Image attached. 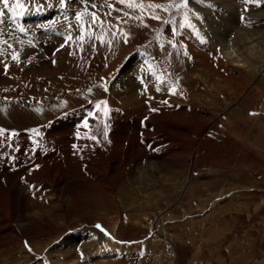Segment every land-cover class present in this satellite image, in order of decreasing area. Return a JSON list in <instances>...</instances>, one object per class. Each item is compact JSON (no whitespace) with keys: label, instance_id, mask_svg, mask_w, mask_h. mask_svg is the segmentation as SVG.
I'll list each match as a JSON object with an SVG mask.
<instances>
[{"label":"rangeland","instance_id":"rangeland-1","mask_svg":"<svg viewBox=\"0 0 264 264\" xmlns=\"http://www.w3.org/2000/svg\"><path fill=\"white\" fill-rule=\"evenodd\" d=\"M129 1L19 0L20 8L17 0H9L7 8L0 3L2 15L27 13L29 33L4 37L5 43L21 44H10L0 57V125L19 135L10 145L0 133V178L65 169L71 184L65 222L41 190L29 195L25 217L46 211L55 223H40L30 237H21L28 251L16 250L18 241L0 243V264H40L36 257L43 251L53 264L47 243L69 235L76 244L95 246L84 255L88 262L77 264H168L172 254L174 264H264V71L258 75L264 68V0H187L186 7L185 0ZM59 7L68 19H57ZM34 11L43 16L35 18ZM77 14L95 33L76 34L51 52L59 39L48 38L46 29L69 26L75 34ZM38 34L44 37L39 36L41 47L35 45ZM250 36L254 41L246 47ZM220 38L243 44L233 63L220 51ZM163 46L168 49L161 52ZM191 47L205 55L207 67L186 69L197 55ZM141 52L155 71L177 79L173 93L146 82L144 90L138 86L136 77L153 73L143 66ZM107 81V112L93 123L97 140L71 146L79 117L104 94ZM33 126L46 129L37 136L44 147L27 157L32 144L23 131ZM6 153L16 167L5 162ZM115 161L119 168L112 172ZM92 169H103L105 176L92 177ZM19 184L12 187L21 189ZM158 223L168 242L152 232ZM97 233L104 238L100 245ZM104 249L118 253L109 258Z\"/></svg>","mask_w":264,"mask_h":264},{"label":"bare ground","instance_id":"bare-ground-1","mask_svg":"<svg viewBox=\"0 0 264 264\" xmlns=\"http://www.w3.org/2000/svg\"><path fill=\"white\" fill-rule=\"evenodd\" d=\"M65 1H67V0H65ZM124 1H125L126 4H127V2L128 3L130 2L129 0H123V2ZM35 12L37 13V11H34L33 14ZM256 21L257 20H255V22ZM4 28L7 29V27H4ZM68 30H70L73 33V38H75L76 34H77V36H79L78 35V31H77V33L75 32V34H74L72 29L68 28ZM2 34H4V33H2ZM8 36L9 35H6V37H8ZM39 36L43 37V35H40V34L35 36V45L36 46L37 45L40 46V44H41V42H40L41 39H39L40 38ZM50 37H53V36H49L48 38H50ZM164 40H165V38H164ZM218 41H220L218 44L222 46V48H220V51L223 53V55L225 56V58L228 60L229 63L230 62L233 63V61H235V59L239 58V55H242L243 52L241 51V53H240L239 50H240V46H243V44L239 43L238 47H236V43H238L239 40L237 42H235V43H233V41L226 43V40L224 38L223 39L220 38ZM253 41H254V39H251V36H250L249 39H247L245 41V45L244 46H246L247 44H249V43H251ZM16 42H8V43L0 42V44H1V46H0V57L3 56L4 53H6V51L9 50V45L10 44L15 45ZM16 44H18V43H16ZM223 44H224V46H223ZM22 45H23V43H22ZM28 46L31 47L30 45H28ZM163 47H165V48H161L160 49L161 52H164V51H166L168 49V48H166V46H163ZM191 49H193V53H195L197 55L195 56V58L192 59V61H194V62L189 64L190 60H188L187 64L185 63L186 64L185 65L186 69L188 71H192L196 66H206L207 67L208 65H205L206 64L205 63V57H204L205 55H203L200 51L196 50L194 47L193 48L191 47ZM246 50H247V48H246ZM1 51H4V52H1ZM187 52H188V50H187ZM190 52H191V50H190ZM189 59H190V57H189ZM242 60H244V59H242ZM245 62L247 63L248 60L246 59ZM229 63H227V64H229ZM244 64L245 63H243L241 65H237L236 64V67L237 66L238 67L239 66L243 67ZM8 68H9V66H8ZM211 68L208 69V72L211 73V74L213 73L212 75H214L216 72L212 71ZM258 70H259L258 71V75H262L261 73H263L264 68L258 69ZM188 71H187V73H188ZM120 129L123 131L124 128L120 127ZM125 133L127 134L126 128L124 129L123 134H125ZM115 137H118V136L115 135ZM133 149H134V147H133ZM115 162H113V163L111 162L110 165H109V168H110L109 170H111L112 172L115 170V168L116 169L119 168L118 161L116 163ZM99 170H100V172L98 171V169H97V171L95 169H92V172H91L92 177H93V175H97L98 177H101V176L104 177L105 174H104L103 169L102 170L99 169ZM51 173L52 174L48 175L47 171L44 169V170H41V172H38V173H36L34 175H30V176H27V177L25 175V179L23 177L19 178V176L16 177V178H12L11 177L12 175L9 176L8 174L1 173V174H3L2 175L3 177L0 178V196H1V194L3 196L0 197V217L4 218L3 219L4 221L3 220H0V221H3L2 224L5 226V227H2V230L0 231V232H4L5 233L3 236L0 237V243L1 244L6 243L7 241H18V242H20L21 237L22 238L23 237H25V238L30 237L29 235L33 231L36 230L37 225L40 224V223L41 224L46 223L49 226L51 225V223L54 225L55 221L50 217V214H47L46 211L39 210L37 212H33L32 214H29L28 217H25L26 213L28 212V210H26V208H27L28 205H30V203L28 202L29 195L32 194V193H33V195H35L37 193L36 190H38V189L43 192V195L46 196V198L48 200H53L52 203L55 205V208L57 209L56 212L59 210L60 219H62L65 222V219L67 217L66 212H65V207H67L69 205V197L71 195L70 194V190H69L71 184L68 182L69 177H70V173L68 171H66L65 169L59 170V171H56L55 169H52ZM19 179L21 181H19ZM28 179H31L30 181L32 182V184H30V186L29 185H23L22 183L26 184V181ZM189 179H190V176L185 178L183 180V184L187 185L189 183ZM19 183L21 185H23V187L21 189H17L15 187H12V185L19 184ZM38 186H39V188H38ZM116 200H117V203L119 201L122 203L120 196H118V198ZM10 222L12 224H14L15 227L12 226L10 224ZM158 225H159V223H158ZM158 225L154 224L152 232L154 234H156L159 237L160 240H164V241L168 242L169 239H168V237L166 236V234L164 232L163 225L162 224H160L159 226ZM76 236H78V235H76ZM94 236L98 240L96 242V245H100L99 242L103 241L104 238L102 237V235L100 233H97ZM78 237H79L78 242H79V240L81 242L84 240V241H86L85 243H87V239L88 238L84 239V237L83 238L81 236H78ZM78 237H76V238H78ZM73 238H74V235H69V236H66L65 238H62L58 243L57 242H52L51 243V241H50V243H47V253L46 254L48 255V258L50 260L53 259V261H51L53 264H60L61 263L60 261H65V260L69 264H77L78 256H77L76 251H78V250L81 251V254H83V257H84V255L87 257V255L90 253L91 247H95V246H92V245L89 247V242H88V245L87 244L83 245L81 243L80 244H78V243L76 244V241L74 242ZM18 242L16 243L17 245H18ZM76 245H77L78 249H77ZM36 246H37V244H36ZM23 249L24 248L22 247V245H18L16 250H19V251L21 250L22 251ZM102 249L103 248H99V250H102ZM23 252L25 253V251H23ZM103 252H105L106 256L109 257V258L111 256L117 255V253H118V252L115 253L114 251L107 250V249H104ZM24 253H23V255H24ZM22 257H23L22 259H27L28 258V256H26L25 258H24V256H22ZM174 260H175V258H174L173 254H172V256H170V259L167 260L168 264H174ZM67 262H65V263H67Z\"/></svg>","mask_w":264,"mask_h":264},{"label":"snow or ice","instance_id":"snow-or-ice-1","mask_svg":"<svg viewBox=\"0 0 264 264\" xmlns=\"http://www.w3.org/2000/svg\"><path fill=\"white\" fill-rule=\"evenodd\" d=\"M0 3H2L5 8H7L9 6V0H0ZM183 6H185V7L187 6V0H185V3ZM16 7L17 8L22 7V5H20V3H19V0H17ZM151 7H161V6L160 5H151ZM0 15H2V13H0ZM155 18L158 19V17H155ZM97 107H99V105H97Z\"/></svg>","mask_w":264,"mask_h":264}]
</instances>
